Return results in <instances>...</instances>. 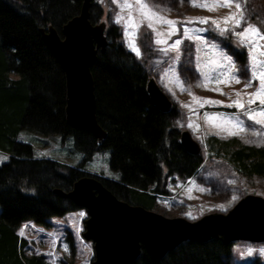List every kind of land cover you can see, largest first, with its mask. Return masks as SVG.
Returning <instances> with one entry per match:
<instances>
[{"label":"trees","instance_id":"trees-1","mask_svg":"<svg viewBox=\"0 0 264 264\" xmlns=\"http://www.w3.org/2000/svg\"><path fill=\"white\" fill-rule=\"evenodd\" d=\"M82 0H0V264H48L42 255L25 254L26 240L18 228L26 221L49 224L53 216L76 210L68 198L53 190L68 191L83 175V166L95 152H109L108 167L118 176L98 180L118 199L152 210L158 195L166 194L169 177L187 179L202 165L199 151H187L173 127L175 106L159 110L146 92L149 76L135 55L119 42L114 25L105 29L108 44L97 52L90 67L95 116L106 132L97 144L86 129L72 128L65 120V77L57 60L41 40L39 28L63 24L80 10ZM101 10L92 3L89 20L97 22ZM242 52L237 50L236 54ZM72 138L79 162L69 165L35 157L20 131ZM208 149L241 175L264 176V146L236 138L210 135ZM165 170H164V168ZM231 244L211 238L185 240L154 258L142 247L129 264H230Z\"/></svg>","mask_w":264,"mask_h":264},{"label":"rangeland","instance_id":"rangeland-1","mask_svg":"<svg viewBox=\"0 0 264 264\" xmlns=\"http://www.w3.org/2000/svg\"><path fill=\"white\" fill-rule=\"evenodd\" d=\"M92 2L101 10L97 22L103 21L106 28L110 25L116 26L120 34L119 42L135 55L149 76L154 77L175 106L173 127L179 131H189L198 142L204 158L202 165L192 177L166 178L164 186L167 193L156 197L152 210L167 217L181 216L193 221L206 213H225L246 194L264 198V176L241 175L223 158L211 153L206 143V138L213 135L222 139L236 138L247 145L264 146V125L249 119V115L260 111L262 106L259 101L251 105L247 103L250 95L258 90L260 83L252 77V45L242 43L241 38L236 34L243 31L248 24L256 25L264 34V0H234L231 8L221 6L211 11L194 7L192 0H148L159 15L180 23L176 25L178 32L170 37L167 35L171 31L168 25L156 24V31L165 33L164 39L167 40V44L158 45L155 42L156 33L147 26L148 22L144 21L136 38V44L140 49L139 56L128 47L124 25L115 22L118 16L123 15L127 18L129 15V10H122L120 7L123 0ZM132 2L135 3V0ZM205 2L211 4L216 0H197V3ZM219 2L223 3V0ZM237 2L242 5L244 22L241 27L234 28L232 22L225 24L223 20L237 12L235 8ZM131 12L138 22L142 20L135 8ZM189 18H206L209 22L185 23ZM212 21H221L219 28ZM185 28L188 29L191 38H185ZM197 36L201 39L197 40ZM177 39L182 40L178 52L169 51L165 54L161 50L170 47ZM260 43L264 45V40ZM237 50L242 52L241 55L236 54ZM257 55L259 59L264 60V56H260L259 53ZM225 56L230 57L235 65L233 72L226 78L221 77V73L227 68ZM165 73H168L167 77ZM233 74L240 83L231 79ZM177 75L185 91H181L175 82ZM217 77H220L221 82H217ZM249 83L251 87L246 88L245 85ZM237 93H240L239 97ZM193 95L199 97L201 102L212 100L221 103L204 104L200 107L193 102ZM237 99L244 103V109L234 106ZM205 114L220 119L214 123L206 122ZM237 120L244 128L239 135H228L227 131H221V127L236 130L233 125ZM189 124L199 125V128L189 127ZM17 140L31 144L35 157L51 158L69 165L77 164L81 158V154L72 147L71 137L61 140L57 134L42 135L22 130ZM108 156L107 150L95 152L83 166L84 171L115 179L118 174L109 169ZM7 159L8 154L0 151V163ZM220 205L224 207L221 208ZM80 213L84 215L81 216ZM86 217L85 210L77 208L63 216L50 217L47 225L23 222L18 228V234L27 242L25 254L42 255L48 264L53 262L54 264H91L92 243L82 237ZM21 232L24 234L21 235ZM249 249L253 250L251 255L248 254ZM261 250H264V242L234 241L231 243L229 263L264 264V254Z\"/></svg>","mask_w":264,"mask_h":264},{"label":"water","instance_id":"water-1","mask_svg":"<svg viewBox=\"0 0 264 264\" xmlns=\"http://www.w3.org/2000/svg\"><path fill=\"white\" fill-rule=\"evenodd\" d=\"M92 1L82 0L79 13L66 21L60 32L47 25L40 27L39 33L64 73L66 123L72 128L86 129L100 144L106 132L95 116L90 67L97 52L105 50L108 40L105 23L89 20ZM145 86L151 102L159 110L169 111L173 103L154 77L148 76ZM179 141L191 153L200 151L198 142L187 130L180 131ZM53 191L85 210L82 237L92 243L91 264H129L141 247L154 258H161L185 240L264 242V198L254 194L244 195L225 213H206L190 221L118 199L92 175L79 177L66 192Z\"/></svg>","mask_w":264,"mask_h":264},{"label":"snow or ice","instance_id":"snow-or-ice-1","mask_svg":"<svg viewBox=\"0 0 264 264\" xmlns=\"http://www.w3.org/2000/svg\"><path fill=\"white\" fill-rule=\"evenodd\" d=\"M234 0H223V3H220L219 0H216L215 3H197V0H192L194 7H201L208 10H214L216 7H228L231 8L233 6ZM120 7L122 10H129V15L127 18H125L123 15H120L116 18V23L120 24L122 23L125 27V33L124 35L127 38L128 41V47L136 53L137 56L140 55V49L136 44V38L138 35V30L142 26V23L144 21H147V26L151 28L157 36L156 44L163 45L167 44V40L164 39L165 33L156 31V24H166L169 26L171 31L167 33V35L170 37L173 34H176L178 32V29L176 25L180 22L166 19L165 17L159 15L158 11L151 6L148 3V0H135V3L132 2V0H123V3L120 4ZM135 8L136 13L142 18L141 21H137L133 15L131 10ZM235 8L237 9V12L230 14L229 16L225 17L223 20V23L227 24L229 22L233 23L234 28L241 27V25L244 22V15H243V8L241 3H235ZM209 21L206 18H189L188 21L185 23H208ZM216 25L217 28H219L221 21H212ZM240 38L242 43L250 44L252 45L251 48V60H252V77L254 80H259V88L257 91L252 93L250 95V98L248 99L247 103L249 105L256 103L259 101V104L262 106L260 111L252 113L249 115V119L254 120L256 123H260L264 125V60H261L258 58L257 53H259L260 56H264V45L260 43V41L264 40V34L261 33L260 29L253 24H248L247 27L243 29V31L236 33ZM184 35L185 38H191L190 34L188 32V29H184ZM197 40H200L201 38L199 36L196 37ZM182 40L177 39L175 42L168 48L161 49L165 54H167L169 51H179V46L181 45ZM215 45H213V48ZM179 57L177 56L176 59ZM225 61L227 62V68L224 73H221V77H227L229 73L233 72V69L235 67L234 63L232 62L230 57L225 56ZM215 63V61H214ZM165 76H168V73H165ZM207 79V77H206ZM231 79L234 80L236 83H240V80L237 78L235 74L231 76ZM175 82L180 87L181 91H185L182 83L179 81L178 75L175 77ZM217 82H221L220 77H217ZM226 82V79H225ZM206 87V84L204 85ZM245 87H251V83L246 84ZM216 91H219V89H216ZM238 97L240 96V93L236 94ZM193 102L195 104H198L200 107H203L204 104H219L221 102L219 101H212V100H204L201 102V99L199 97H196L193 95ZM186 107L188 105H185ZM233 106V105H229ZM234 106L239 107L241 109H244L245 105L242 103L239 99H237L234 102ZM259 117V119H258ZM205 120L206 122L214 123L217 119H220L219 117L215 116H209L208 114H205ZM231 123V121H228ZM189 127L195 126L197 129L199 128V125L189 124ZM217 127H220V125H215ZM233 128L236 130L223 128L221 127V131H227L228 135H239L240 132L244 131L243 126L240 124V122L237 120L236 123L233 125ZM203 191V189H200ZM191 191V189H189ZM235 199V197H233ZM221 208H223V205H220ZM81 216L84 215V213H80ZM191 215V213H189ZM24 233L21 232V235ZM65 250L66 247H65ZM252 249L248 250V254L251 255ZM261 253L264 254V250H261ZM51 255V254H50ZM54 264V262H53Z\"/></svg>","mask_w":264,"mask_h":264}]
</instances>
